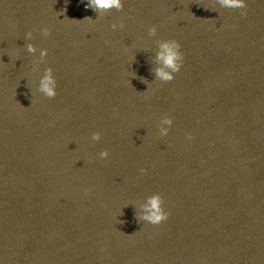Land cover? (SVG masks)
Segmentation results:
<instances>
[{
  "label": "water",
  "instance_id": "water-1",
  "mask_svg": "<svg viewBox=\"0 0 264 264\" xmlns=\"http://www.w3.org/2000/svg\"><path fill=\"white\" fill-rule=\"evenodd\" d=\"M85 3L0 0V264H264V0ZM153 194L158 225L136 219Z\"/></svg>",
  "mask_w": 264,
  "mask_h": 264
},
{
  "label": "clouds",
  "instance_id": "clouds-1",
  "mask_svg": "<svg viewBox=\"0 0 264 264\" xmlns=\"http://www.w3.org/2000/svg\"><path fill=\"white\" fill-rule=\"evenodd\" d=\"M216 3L222 9H245L246 0H216ZM86 9H91L95 14L96 18L103 16L105 13L115 10L117 12L121 11L123 8V0H86ZM214 11V10H212ZM88 19V18H87ZM91 20V19H90ZM118 26L116 24L112 25L113 29ZM120 28L124 25L120 24ZM156 28L151 27L148 29L149 36L156 35ZM41 33L44 37L49 35V29L43 28ZM25 40L31 41L33 39L32 32L25 33ZM27 53L35 55L37 48L33 46L32 43H28L25 46ZM47 56V49H40L39 56L37 60L34 61L35 71L39 63L44 60ZM155 60L159 67L155 69V80L160 82H170L174 79V74L180 71L182 66L183 56L180 52V44L175 40L157 41V50ZM57 82L53 76V71L51 68H46L39 78L38 87L36 91L42 94L44 97L52 99L56 96ZM172 119L169 117H164L159 121V135L165 137L168 135V130L172 126ZM191 140V137H187ZM101 140L99 133H93L91 136V141L93 143ZM101 160L107 159L109 157L108 151H101L98 154ZM143 171V170H141ZM163 201L159 194H153L146 198V200L138 206V211L136 212V219L142 222H146L152 225H158L163 221L168 219V213L164 211L162 207Z\"/></svg>",
  "mask_w": 264,
  "mask_h": 264
}]
</instances>
